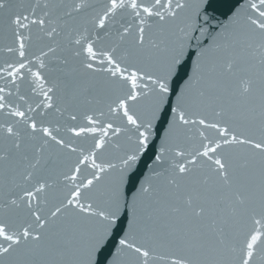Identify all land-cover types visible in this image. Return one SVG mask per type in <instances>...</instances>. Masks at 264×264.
<instances>
[{
	"label": "snow or ice",
	"instance_id": "snow-or-ice-1",
	"mask_svg": "<svg viewBox=\"0 0 264 264\" xmlns=\"http://www.w3.org/2000/svg\"><path fill=\"white\" fill-rule=\"evenodd\" d=\"M0 264H264V0H0Z\"/></svg>",
	"mask_w": 264,
	"mask_h": 264
},
{
	"label": "water",
	"instance_id": "water-1",
	"mask_svg": "<svg viewBox=\"0 0 264 264\" xmlns=\"http://www.w3.org/2000/svg\"><path fill=\"white\" fill-rule=\"evenodd\" d=\"M214 7H215V5H214ZM209 12H212V9H211V8L209 9ZM215 14H216V15H219V12H216ZM157 143H159V142L157 141ZM149 162H150V161H149Z\"/></svg>",
	"mask_w": 264,
	"mask_h": 264
}]
</instances>
